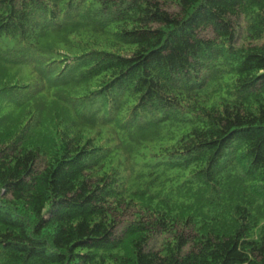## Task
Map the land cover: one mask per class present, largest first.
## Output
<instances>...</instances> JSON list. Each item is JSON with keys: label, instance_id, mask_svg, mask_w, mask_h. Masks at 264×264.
I'll return each instance as SVG.
<instances>
[{"label": "trees", "instance_id": "obj_1", "mask_svg": "<svg viewBox=\"0 0 264 264\" xmlns=\"http://www.w3.org/2000/svg\"><path fill=\"white\" fill-rule=\"evenodd\" d=\"M0 264H264V0H0Z\"/></svg>", "mask_w": 264, "mask_h": 264}]
</instances>
